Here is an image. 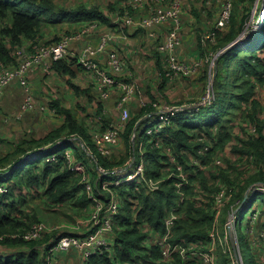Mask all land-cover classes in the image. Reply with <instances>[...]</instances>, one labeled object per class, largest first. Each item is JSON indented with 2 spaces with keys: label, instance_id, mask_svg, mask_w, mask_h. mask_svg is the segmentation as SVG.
Here are the masks:
<instances>
[{
  "label": "trees",
  "instance_id": "trees-1",
  "mask_svg": "<svg viewBox=\"0 0 264 264\" xmlns=\"http://www.w3.org/2000/svg\"><path fill=\"white\" fill-rule=\"evenodd\" d=\"M235 1L234 14L227 28L219 31L220 52L217 51L215 58L212 81L210 78V98L204 103L198 106L176 103L175 108H179L177 115L171 116L159 131L148 133L162 113L154 104H159L160 99L150 93V102L146 106L135 113L131 110L122 132L125 150L119 158L115 153L105 155L98 149L94 133L91 134L75 110L55 103L64 114L61 125L42 137L24 138L12 152L0 155V185L7 188L5 192L0 191V245L13 249L0 252V264H49L48 248L61 236L71 233L53 229L37 240H27L23 233L34 223L42 222L47 212L62 209L70 201L76 205L93 202L83 183V173L72 168V164L78 161L84 164L91 181L96 183L94 191L103 192L104 200L115 194L121 198L111 250L87 260L83 255V264H207L199 256L185 259L180 252H175L170 260H164L159 246L152 244L147 247L146 240L152 232L165 233L166 213L180 196L175 183L178 177L161 178L163 170L169 166L178 173L179 165L189 179L183 188L188 196L179 209L180 215L173 225L170 241L184 246L194 244L200 250L209 249L206 245L214 238L218 242L217 235L213 233L220 209L217 208V204L220 205L217 194L226 189L231 196L222 201L225 213L230 212L238 200L242 203L233 220L239 247L242 248L241 260L243 264H263L264 245L257 240V228L253 233L243 229V218L246 203L251 202L250 215L256 213L257 216L260 212L257 221L264 219V199L260 198L264 192L251 188L244 200L251 185L257 181L264 183V103L256 95L258 86L264 85V23L248 38L237 40L238 31L245 27L251 11L247 8V0ZM21 3L28 10L19 9ZM76 15H85L89 24L96 20L108 21L107 13L96 5L88 7L81 4L71 8L54 0H0V61H13L12 49L16 44H23L24 38L40 39L47 20L58 22ZM60 39L56 36L40 40L51 43ZM67 59L54 61L53 67L62 73H72L73 67L68 65ZM162 75L165 77L163 82L167 81L165 71ZM202 77L209 81L208 68ZM97 103L94 115L101 118L98 131H102L111 124V119L105 112L103 101ZM238 112L245 122V132L235 143L233 131L236 130ZM145 120L151 123L141 133L140 126ZM254 125L257 126L255 132L252 131ZM77 135L90 145L92 154L86 147L75 146L74 142L72 146L69 142L57 144ZM206 145L209 148L204 154L200 150ZM229 145L240 153V159L217 166L208 173L207 167ZM49 147L55 148L51 152L38 153ZM68 153L72 155V162ZM202 161L208 166L202 168ZM251 162L254 168L250 166ZM139 163L144 165V172L132 180H125L136 172ZM4 174L3 180L1 175ZM119 179L120 183H116ZM151 179L159 181L158 188L149 184ZM199 186L202 194L197 196L194 189ZM42 204L47 208L43 212L40 211ZM250 215L247 223L251 225ZM230 243V252L218 244L220 258L217 264H232V256L237 257L238 249L231 240Z\"/></svg>",
  "mask_w": 264,
  "mask_h": 264
},
{
  "label": "rangeland",
  "instance_id": "rangeland-1",
  "mask_svg": "<svg viewBox=\"0 0 264 264\" xmlns=\"http://www.w3.org/2000/svg\"><path fill=\"white\" fill-rule=\"evenodd\" d=\"M59 4H66L71 8H76L77 6L81 5V4H89L87 6H97L99 8H101V10L105 11V13H107L109 18H112V21L114 23H116V21H118V17H121L120 15V10L119 7L123 6V3L126 0H123L122 3H120V0H54ZM130 0H128V2L122 7L125 8L128 5L129 9L131 10V12L133 14H131L132 16H134V23H132L133 25L139 26L143 29H145V27H143L140 23L139 20L143 17L139 11L142 10H136L132 7V3L129 2ZM158 0H148V3L151 4H155L156 6L159 7H166L168 5V0L166 1H162L159 0L160 2H157ZM111 2L115 3V6L110 5ZM99 3V4H98ZM181 6H182V10H187L185 14H183V16L185 15V18L189 19L192 17H196V14L193 13L194 10L192 9H202L204 10V14H203V18L202 20L205 22L204 26H202L201 28L198 27V30L202 33V37L200 40L201 46L200 48V52L201 54L197 57L199 58H194L191 60H183L180 59L177 56V48L182 47V43L179 44L178 46L177 43H172L169 41V29H167L165 27V25L170 26V28H172L174 26V19H168L163 20L162 23H159L160 26L164 27L162 30H160L161 33H163L162 39L158 40L157 43H155L154 41H152V45L153 47L151 48L153 50V57H154V61L148 64V60H144L141 61L140 57L137 59L135 58L132 62L137 63L135 64L137 66V70L138 73H141V69H143V67H145L144 72H143V76L142 78L138 76L135 77V75L133 73H131V79L127 82L133 83L135 85V98L133 101L128 102V106L130 107V104L133 102H136L140 105V107L142 106H146L148 102H150V98L149 95L146 94V90L151 91V93L153 94V96H156L157 98L160 99L159 104L154 103L155 105H158L159 107H162L161 109H163L164 107H175L176 103L182 102V104H186L189 103L191 100L193 103L192 104H199L201 101L204 100V98H207V95H209L210 92V82L211 81L209 79L208 82H206L205 77H202L203 74L206 72L207 68L209 70V66L210 69L213 70L215 67V63L211 64V61L207 60L209 59V57H212L217 55V51L220 52L219 50V43H220V38L221 35L219 36V31L222 30L224 31L231 18L232 15L234 14V10H235V0H180ZM246 4L249 5L247 6V8L250 9L251 11V15L250 18L248 19V21H246V25L245 27H243V29L238 31L237 36L238 39H245L248 38L250 35H252L254 33V31L260 26V24L264 23V17H263V12H264V0H247ZM101 5V6H100ZM103 6V7H102ZM184 6V7H183ZM18 8L21 10H28V8L24 5V3H21L18 5ZM185 8V9H184ZM192 8V9H191ZM223 9L227 10V20L224 26H222L219 30H218V35L216 36V41L215 42H210L209 40H207L205 38V35L213 28V26L217 23V21L220 19V16L222 14ZM30 11V10H29ZM142 16V17H140ZM146 16V15H145ZM182 17V14H181ZM200 18V16H199ZM183 19V18H182ZM96 25L93 26L91 29H98L100 28V22L101 20H96ZM117 24V23H116ZM130 25V24H128ZM120 26L119 28L124 29V27L121 25H117ZM127 26V25H126ZM87 27V26H86ZM86 27H82L80 28L78 31H76L75 33L81 32L83 31ZM195 27V25H194ZM91 29L87 30L86 32L90 31ZM57 30V28L55 29V31ZM125 30V29H124ZM74 28L69 29H61L60 32L58 34H52L51 37L54 38L56 36H64L66 34H69L70 32H73ZM85 32V33H86ZM84 33V34H85ZM180 33L182 35H185L183 33V29H181ZM101 38V37H100ZM184 39V37H183ZM29 42V41H28ZM176 42V41H175ZM33 43L31 44V46H29L28 49H33ZM258 43V42H257ZM111 43L106 44V46L104 47V49L102 51H104L105 49H108V47L110 46ZM174 46H176L175 49L172 50V48H174ZM204 47V48H203ZM140 48V45L135 46L134 48V54L138 53V49ZM204 50H207L208 55H206L204 52ZM172 50V53L174 54V56L176 57V60H174L169 54ZM101 51V52H102ZM81 53V52H80ZM77 54L75 56V58H78V56L80 55ZM110 53H115L117 54V56L121 57V60L123 61V68L120 71H115L113 70L109 65L107 61V67L101 65V68H103L106 71V74L111 76V77H115L117 78V83L111 84L113 87L114 86H119V82H124L122 81L121 77L122 76V71H124L126 68H128V60L125 58H123L122 52L120 49H112L110 51ZM109 53V55H110ZM70 54V52H69ZM99 54V53H98ZM98 54L96 56V59L98 60ZM264 56V54H262ZM69 56V55H68ZM66 58V57H63ZM61 58V59H63ZM140 62L143 63V66H141ZM187 63L189 66H191V68L196 67L195 72L191 73V74H186V73H182V72H176V70H181V65L179 63ZM209 66H208V64ZM81 64V63H80ZM154 64L155 65V69L157 70L158 73H162L165 74L166 76H168V80L164 81L165 77L163 76V80L162 78L160 79L159 76H156L153 79V82L149 81L150 79L144 75V73L148 72V67H151V65ZM81 66H83L81 64ZM130 68H133V65L130 66ZM160 69H162V71L160 72ZM172 70V71H171ZM175 71V72H174ZM199 72V73H198ZM87 73H94L93 71L87 70ZM198 73V74H197ZM95 77H97V81L98 82H103L104 81V74L101 73L100 71H96V73L93 74ZM121 75V76H120ZM213 75V72H212ZM89 81V80H88ZM162 81V83H161ZM91 82V81H90ZM206 82V83H205ZM161 83V85H160ZM92 84V83H91ZM91 86H93V90L97 93H93L96 94L98 96L99 99H101V101L104 100L103 99H107L109 96H111L110 92H108L107 96H104L103 91L100 89V83L98 84H92ZM110 86V87H112ZM160 86V87H159ZM169 86V87H168ZM109 87V89H110ZM204 87V88H203ZM208 87V88H207ZM203 88V90H202ZM259 90H257V97L260 98V100L264 103V85H259L258 86ZM59 89V88H58ZM61 92H58V94H62L63 96H65L68 100V104L75 106L77 101L76 99L73 97L72 94H69L67 91H64L63 89H59ZM172 90V91H171ZM110 91V90H109ZM154 91V92H153ZM173 93H177L178 94L176 96H171L169 94V92ZM205 92L204 96H202V93ZM166 93V94H165ZM187 94H190V98L188 96H186ZM123 95V94H122ZM202 96V97H201ZM122 97V96H121ZM138 97L139 100H136V98ZM199 97L200 100H199ZM110 98V97H109ZM108 98V99H109ZM2 99V98H1ZM0 99V101H1ZM82 98L80 99V102H82ZM197 100V101H196ZM48 112H45L44 117H43V121L41 122V124L35 126L36 128H34L33 132H36V135H39V133L41 134H45L47 131H49L52 127H57L58 125L61 124V120L64 119V117L62 116V113H60V111L54 107L53 103L50 102V100L48 101ZM66 105V103H64ZM135 104V103H134ZM188 105H191L188 104ZM198 106V105H197ZM51 107H54L53 110L51 111ZM72 108V107H71ZM76 108L75 110L77 111V107H73ZM118 108V107H117ZM79 110L82 113V115L87 116L90 119V116L92 114V112H94L95 109H85L82 108L81 106H79ZM88 112V113H87ZM241 113L238 112V117H237V122H236V130L233 131V142L237 143L238 139L240 138V136L244 135L245 132V122L243 121L242 117H240ZM115 116L117 118H113V120L116 119L115 123L118 120V116H119V112L117 114H115ZM131 116V112L129 113V116L127 118V122L129 121ZM121 119V118H120ZM126 122V125H127ZM151 123L150 120H145L142 125L140 126V132H144L145 128ZM91 127H93V122L91 121ZM126 127V126H125ZM124 127V128H125ZM124 128L122 129V131L120 132L118 139L114 142L111 143L107 146L108 148V152L104 153L105 155H111L112 153H115L116 156L119 158L121 153L124 152L125 150V142L123 141V136H122V132L124 130ZM9 132H15L16 134H20V136H22L26 131L27 128L25 126H15V127H9L8 128ZM95 130L93 129V132ZM32 132V133H33ZM29 133V132H26ZM70 146L73 145V142H69ZM94 143L96 144V142L94 141ZM88 150L90 151V153H92L91 147L90 145H87ZM38 153H43V152H38ZM206 153V152H205ZM204 153V154H205ZM113 155V154H112ZM172 158L175 159V157L172 155ZM240 159V153L237 151H233L231 149V145H229L227 147V149L225 150V152L219 153L216 155L215 160L212 164H210V166L206 165L205 163L202 164L200 163L201 167H207V172L209 173L210 170L212 169H216L217 166H225L227 162H232L235 160H239ZM218 160H221V162H218ZM71 161V160H70ZM73 161V160H72ZM71 161V162H72ZM82 163V162H81ZM79 161L77 164H81ZM246 163V162H245ZM83 164V163H82ZM199 164V161L196 163ZM84 165V164H83ZM139 165H142V170L137 171L136 174H142L144 172V165L142 163H139ZM82 172V171H80ZM164 174L161 178H169L172 177V175H175L178 177L177 181H175L176 186H177V182L179 179H182L183 176L181 175V173L184 174V169L181 165L178 166V173H176L175 171H172V169L168 167H166L163 170ZM86 175V176H84ZM136 175V176H137ZM5 174L1 175V178L4 180L5 179ZM185 176V174H184ZM135 177V176H134ZM134 177H130L129 180H132ZM82 180H84L86 182V184H91L92 185V190L93 193H95V197H97L98 199H100L103 204H104V209H107L109 206V202L112 201H117L119 203V205H121V198L119 196L113 195L111 198H108L107 200H104L103 198V192H97V190L94 191V184H96L94 181H91L90 176L88 175V173H83L82 176ZM185 184L184 185H188L189 183V179L186 178V180L184 181ZM150 183L154 186V188H158L159 186V181L156 180H151ZM264 185V183L262 181H257L254 186L252 187V189L257 190L259 192H261L263 189L262 185ZM252 186V185H251ZM250 186V187H251ZM185 186H183L184 188ZM199 187H196L194 189L195 191V195L200 196L202 194V189ZM104 190H106L107 188H104ZM264 192V191H262ZM180 194V193H179ZM93 196V197H94ZM184 199H182V194L177 198L175 205L172 206L171 210L166 213V217L173 211L174 208H176V213L179 217V209H181V206L183 204V202L187 199L188 194L185 193L183 194ZM93 197H89L90 199H93V202L90 203H85V204H79L76 205L73 203V201H70V204L68 203L67 205H65L64 208H57L54 209L50 212H47V217L46 218H42V222H46L49 226H53L55 224H59L62 227L59 229L60 231H67L75 236L78 235H90L92 233H94L97 228H94L92 230H90V217L92 216V214L95 212V209L97 207L96 205V200ZM260 198L264 199V195L261 196ZM111 200V201H110ZM220 201V200H219ZM40 202V201H39ZM262 202V201H261ZM220 205L217 204V208H220L217 211V215L215 218V230L213 233H215L218 237V242H216V238H214L211 243L209 245H206V248L212 249L215 253V264H217V261H219V245H221L222 249L224 251L227 250V252H230L231 246L232 244L230 243V240L233 242V244L235 245V247L238 249V255L237 257H239V259H237L236 255L232 256V264H243L242 259V248L241 246L239 247L240 243H239V238L235 232V223L233 222L234 220V216L235 214H238L240 212L241 209V202L238 200L236 203H234L232 205V209L229 211H227V213L224 212L225 207L223 209L222 206H224V202L220 201ZM251 202H247L246 203V208H245V215L243 218V229L247 228L249 229V231L251 233H253L254 230H252L253 226L248 224V216L250 215L252 209H251ZM262 204V203H261ZM260 204V205H261ZM46 208V206H44L43 204L40 206V211L43 212L44 209ZM47 209V208H46ZM119 212V211H118ZM118 214V213H117ZM260 214V212H259ZM165 217V218H166ZM250 217L253 219L256 217V213H253V215H250ZM63 221V222H62ZM61 222V223H60ZM73 223V224H72ZM251 223L253 224V221L251 220ZM259 226L262 224H264V219H262V222H258ZM113 231L107 230L104 231L103 234L109 238L112 234L115 233V225H113ZM166 228V226H165ZM165 231H167V228L165 229ZM257 240L261 241L264 244V226L262 227L261 230H257ZM68 235V234H66ZM146 244L147 247H149V245L152 244H156L153 242V236L151 235L147 240H146ZM256 243V241L254 242ZM113 245V244H112ZM259 245V244H257ZM197 248V247H196ZM72 250H74L81 258L83 261V253L76 247H72L70 248ZM209 249L206 250H201L204 252L209 251ZM200 250V249H199ZM244 252L247 251V249L243 250ZM48 253V252H47ZM183 256V255H182ZM48 261L50 262L51 260V254L48 253L47 255ZM86 259H88V257H86ZM198 260H200V258H196ZM239 262V263H238Z\"/></svg>",
  "mask_w": 264,
  "mask_h": 264
},
{
  "label": "built area",
  "instance_id": "built-area-1",
  "mask_svg": "<svg viewBox=\"0 0 264 264\" xmlns=\"http://www.w3.org/2000/svg\"><path fill=\"white\" fill-rule=\"evenodd\" d=\"M129 2L132 3V7L136 10H140L144 7L148 8L149 13L139 20V23L145 28H150L156 24L162 23L163 20L167 21L168 19H174V26L170 29L171 31L169 32L168 38L170 42L177 43L176 46L181 44L182 34L180 33V27L182 6L180 0H168V5L166 7H159L155 4L150 5L148 3V0H130ZM157 2L159 3L160 1L158 0ZM129 6L131 5L126 6L125 8H123L122 11H120L121 17H118V21H116L118 25L122 24L123 27H126V25L128 24L134 23L135 19L134 16L131 15L133 13L129 9ZM227 17V10L223 9L220 19L213 26V28L205 35V38L207 40H209L210 42L216 41L218 30L225 25ZM95 25L96 22H92L87 25V27L83 31L78 33L66 34L62 36L61 39L57 42L46 43L45 41H41L40 39H34L23 44H16L12 49L14 60L8 63L0 61V99L4 96L5 88L9 84L18 83L23 87L25 91V98L22 103V110L25 111L35 109L37 107V104L35 102L29 81L31 73L34 71L37 65L42 64L47 59H49L50 62H54L60 60L63 57H67L70 52L72 41L74 39L81 38L87 30L91 29ZM108 41V36H102L97 45L88 44L85 48H83L81 53L79 52L80 55L77 58L78 61L84 66L85 70H90L94 73H96V71H100L104 74V81L99 82L100 89L103 91L104 96H107L108 92H110L109 87L112 86L111 84L117 83V78H113L107 75L106 71L101 68L99 60L96 59L97 54L104 49ZM32 42H34L33 49H28L29 46H31ZM176 46H174L172 50L175 49ZM172 50L169 55L174 60H176V57L172 53ZM216 56L217 55L213 56V58L209 57L208 61H211V64H214ZM108 60V65L113 70L120 71L123 68V61L121 60L120 56H117V54L110 53ZM179 64L182 66L181 70H176V72L191 74L194 73L196 70V67L191 68V66H189L187 63ZM119 85L123 89V95L119 101V106L122 109V114L120 117L121 119H119L116 123L111 122V124L105 130L98 131L94 134V141L96 142L98 149L103 154L108 152L107 146L111 143H114L118 139L120 132L126 126L127 118L129 116V113L131 112L127 104L134 98L135 85L130 82H119ZM209 98L210 93L209 95H207V98H204L203 102L207 101ZM162 107H160V109ZM38 108H40L41 110H46L47 106L39 105ZM178 109L175 107H164L163 109H161L162 113L158 118L157 124L155 126L150 127L148 129V133L159 131L169 121L171 116L173 117L177 115V113L179 112ZM51 110H53V108H51ZM252 131H257L256 125L252 127ZM54 148L55 147L45 148L42 150V152H51ZM208 148L209 146L206 145L205 147L201 148L200 151L205 153ZM67 156L72 161L71 153H68ZM252 158L253 156H251V159ZM194 161L196 162L197 160L195 159ZM218 162H221V160H218ZM250 166L254 168L252 162L250 163ZM72 168L79 172L82 171L81 173H85L86 170L82 163H74L72 164ZM140 170H142V165H139L137 167L136 172ZM136 172L129 175L125 180H129L130 177L136 176ZM184 174L181 173L183 178L177 182V191L178 193H180V195L182 194V199H184L183 194H185L183 190V186L185 184L184 181L187 178V174L185 172ZM151 180H148V182L152 187H154L150 183ZM120 181L121 180L119 179L116 181V183H120ZM83 183L85 184L89 197H93L95 193H93L92 185L86 184L84 180ZM253 186L254 184L252 185V187ZM262 187L263 189L261 190L264 191V185H262ZM0 191H7L5 185H0ZM230 196L231 194H229L226 189H222L217 194L218 201L220 200L221 202L223 201V199L229 198ZM93 198H95L96 200L97 207L95 209V212L90 217L89 221L92 223L91 230L97 227L98 229L94 233L87 236L81 234L78 236L72 234L63 235L53 246H50L48 248V253L52 255L59 250H68L72 247H76L83 253L85 257H91L96 254H104L105 252L111 250L112 243L110 239L103 234V232L107 230L113 231V225H115V216L119 211L120 205L117 201H112L109 202L108 208L104 209L103 202L95 196ZM176 210L177 209L174 208L173 211L165 218L167 231H165L164 234L160 235L153 232L151 233L153 236V242L156 243L155 245L159 246L162 251L163 259L170 260L175 252H180L185 259L192 258L193 256H199L201 260L205 261L207 264H215L216 256L212 249H209V251L204 252L197 249L194 244L184 246L180 243L173 244L170 241V238L173 235V225L176 219L178 218ZM61 227V225L49 226L46 222H36L23 233V236L27 240H37L41 238L45 232L51 231L53 229H59ZM49 264H53L52 259L50 260Z\"/></svg>",
  "mask_w": 264,
  "mask_h": 264
},
{
  "label": "crops",
  "instance_id": "crops-1",
  "mask_svg": "<svg viewBox=\"0 0 264 264\" xmlns=\"http://www.w3.org/2000/svg\"><path fill=\"white\" fill-rule=\"evenodd\" d=\"M122 1L123 0H120V3H122ZM127 2L128 0H126L123 3V6ZM110 5L115 6V3L111 2ZM123 6L119 7L120 11L123 10L122 8ZM192 10H194L193 13L196 14V17L194 16L189 19L185 18V15L183 16V14H185L187 10L184 11L182 10L180 31L181 29H183V33L185 35H182V42H181L182 47L177 48V56L183 60H191L194 58H199L197 56L201 54L199 47L201 46L200 37H202V33L198 30V27L201 28L205 24V22L202 20L204 10L202 9H192ZM139 13L142 16H145L149 13V10L147 7H144L142 8V10L139 11ZM88 22L89 19L85 15H76L74 18L64 19L58 22L47 20L43 24L42 32L39 37L41 40H50L52 39L51 37L52 34L56 35L60 32L61 29H66V28L69 29L74 28L73 33H75L80 28L89 25ZM117 25L118 24L112 21V18L108 17V21L102 20L100 22L99 25L100 28L96 30L91 29L90 31L86 32L81 38L74 39L72 41L70 54L69 56L66 57L68 58L67 59L68 65L69 66L72 65L73 67L72 73L70 72L62 73L59 70L55 69L53 67L54 63L50 62L49 59L45 60L42 64L36 66V68L29 77L33 96L37 104V107L35 109H30L25 111L22 110V103L25 98V91L21 85H19L18 83H11L5 88L4 96L0 101V146H1L0 155L1 154L4 155L12 152L16 148L17 144H19L24 138H28L32 136L42 137L47 132L55 128V126L52 127L45 134L39 133V135H36V132H33L34 128H36L35 126H37L38 124L40 125L41 122L43 121L45 112H48V110H50L48 109V107L46 110H41L38 107L39 105L48 106L47 103L49 100L50 102L53 103L55 108H57L55 106V103H57L60 106H65L68 108L72 107L73 110L76 109L73 107H77V111L76 110L75 111L77 112L79 119H81L85 123V125L88 126L91 134L93 135V133L95 134L96 132H98L99 126L102 122L101 118L98 115H94V112H92L90 119L87 116H85L86 114L83 116L79 110V106L85 109L87 108L89 110L95 109L96 105L98 104L97 102L101 101V99H99L96 94H93L95 91L93 90V86L91 85L98 84L99 82L97 81V77L93 75L94 73L89 74L87 73V70L83 69L80 62L78 61L77 58H75V56L79 54V52H81L83 48H85L88 44L97 45L100 41V37L106 35L109 37V43L111 44L108 47V49H105L104 51L98 54V60L101 63V65L107 67V61L109 59L110 51L112 49H117V50L120 49L123 58L125 57L128 60L127 62L129 67L126 68L124 71H122L123 77H121L122 81L127 82L132 77L131 73H133L137 78L138 76L142 78L145 67L141 69V73H138L137 66L135 65L137 63H134L132 61L135 58L138 59L140 57L141 61L148 60V64L153 62L154 61L153 50L151 49L153 45L151 43L152 41L157 43V41L161 40L163 36V33H161L160 30H162L164 27L160 26V24H156L150 28H145V29L130 24L124 27L125 30L119 28L120 26ZM165 27L170 31L171 29L170 26L165 25ZM56 28L57 30L55 31ZM29 40L30 39L24 38L23 42L26 43ZM137 45H140V48L138 49V53L134 54V48ZM203 52L206 55H208L207 50L203 49ZM140 64L141 66H143L142 62H140ZM131 65H133V68H130ZM161 71L162 69H160V72ZM212 72L213 70H211L209 66V79L211 78V76H213ZM144 75L147 76L150 79L149 81L151 82H153V79L156 76L160 77V75H161L160 79L162 78L163 80L162 73L160 74L157 72L154 64H152L151 67H148V72L144 73ZM58 88L67 91L69 94H72L77 101L76 105L72 106L68 104L67 98L62 94H58V92H61ZM171 91L169 92L171 96H176L178 94V92L172 94ZM205 92L206 91L202 93V96H204ZM145 93L150 95L151 91L146 90ZM90 94H92L91 97ZM110 94L111 96H109L110 98L108 97L109 99L108 98L103 99L105 105V112L107 115H109L108 117L109 119H111V122H115L116 119L113 120V118H117L115 114L119 112L118 120L120 119L122 114V109L119 106L120 104L119 101L123 94V89L120 85L114 87L112 86L110 87ZM186 96L190 98V94H187ZM201 97H199V100ZM81 98L83 99L82 102H80ZM134 98L131 101H133ZM136 100H139L138 97L136 98ZM64 103H66V105ZM192 103L193 102H191V105L189 106H192L193 105ZM188 104H190V102ZM129 108L130 111L132 110L135 113L136 110H139L141 107L138 103L133 102V105L131 103ZM62 116L64 117V114H62ZM91 121L93 122L92 128H91ZM63 122L64 119L61 120V124ZM18 125L25 126L27 128L26 132L29 133L25 132L22 136H20V134H16L15 132L8 131L9 127H15ZM93 129L95 130L94 132ZM70 141L74 142L75 146L81 145L83 146V148L84 147L87 148V144H85L84 142L85 140L80 135L67 138L66 140L58 141L57 144H61L63 142H70ZM87 151L90 153L88 148ZM258 216L259 214H257L255 218L253 219L251 218L253 224L251 223L250 220V223L253 226L252 230H254L255 228H257L256 230H261L262 227L264 226V224L263 225L261 224L259 226L257 221ZM260 222H262V220ZM114 234H112L109 237L112 244H113ZM5 249H8L10 251L13 250L12 248H4L3 246L0 245V252H3ZM51 259L53 260V264H83V262H85V257L83 256V261H82V258L72 249L59 250L51 255Z\"/></svg>",
  "mask_w": 264,
  "mask_h": 264
},
{
  "label": "water",
  "instance_id": "water-1",
  "mask_svg": "<svg viewBox=\"0 0 264 264\" xmlns=\"http://www.w3.org/2000/svg\"><path fill=\"white\" fill-rule=\"evenodd\" d=\"M211 88H212V86H211ZM202 103H204V102H200V103L197 104V105H200V104H202ZM193 105H195V104H193ZM251 187H252V186H251ZM251 187H249L248 190L246 191L244 200H246L247 197L249 196V192H250V190H251Z\"/></svg>",
  "mask_w": 264,
  "mask_h": 264
}]
</instances>
